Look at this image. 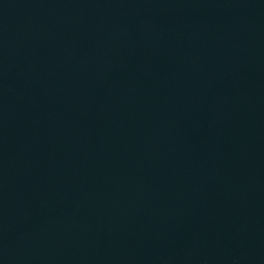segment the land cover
Wrapping results in <instances>:
<instances>
[{
	"label": "water",
	"instance_id": "1",
	"mask_svg": "<svg viewBox=\"0 0 264 264\" xmlns=\"http://www.w3.org/2000/svg\"><path fill=\"white\" fill-rule=\"evenodd\" d=\"M0 264H264V0H0Z\"/></svg>",
	"mask_w": 264,
	"mask_h": 264
}]
</instances>
